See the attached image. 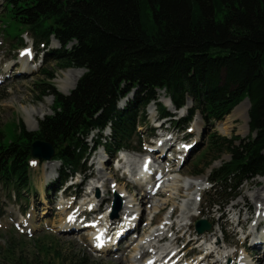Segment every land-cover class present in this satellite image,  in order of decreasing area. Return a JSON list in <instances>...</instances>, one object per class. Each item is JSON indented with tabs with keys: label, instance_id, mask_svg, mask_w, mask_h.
Instances as JSON below:
<instances>
[{
	"label": "trees",
	"instance_id": "obj_1",
	"mask_svg": "<svg viewBox=\"0 0 264 264\" xmlns=\"http://www.w3.org/2000/svg\"><path fill=\"white\" fill-rule=\"evenodd\" d=\"M2 1L5 16L26 29L36 47L51 38L59 44L46 52L45 63L85 72L68 95L52 88L42 94L53 96V109L36 132L21 122L7 138L0 130V189L25 199L31 190V146L37 141L49 144L52 160L60 164L53 191L84 172L93 132L94 144L109 158L121 150L137 151L146 107L153 102L160 118L170 116L156 104L157 91L176 111L191 100L177 127L195 114L220 122L244 99L249 102V135H213L202 156L216 157L206 167L221 154L229 156L208 176L204 197L217 199L212 207L226 206L243 182L264 179V0ZM143 13L149 29L142 25ZM132 91L133 98L120 108ZM1 253L0 248V264H10Z\"/></svg>",
	"mask_w": 264,
	"mask_h": 264
},
{
	"label": "rangeland",
	"instance_id": "obj_2",
	"mask_svg": "<svg viewBox=\"0 0 264 264\" xmlns=\"http://www.w3.org/2000/svg\"><path fill=\"white\" fill-rule=\"evenodd\" d=\"M145 14H142V25L145 29H149L150 24L144 17ZM56 48H59V44L53 38L45 45L38 43L36 47L33 36L26 29L17 25L10 17L5 16L3 1L0 0V76L3 77L8 71L7 65H11L6 74V79L0 82V130L6 138L10 136L19 122L23 124L26 131L36 132L38 122L52 114L53 96L42 95L48 88H52L56 93L65 96L75 88L70 89L67 94L59 91L60 86L55 82V79L66 70H58V64L44 62L46 52ZM23 58H26L28 67H30L28 73L20 71V60H24ZM75 69L71 68L67 71ZM51 77L52 80H50ZM133 96L134 91L121 100L118 106L123 107ZM156 99V104L164 105L170 116L161 122L160 130H155L154 125L156 123L154 124L153 121L159 117L156 105L150 103L146 107L145 124L139 128L140 146L135 145L140 148L137 150L139 152L123 151L111 159L102 147H97L94 144L95 132H93L88 139V146L93 149L85 163V170L83 174L68 180L67 185L63 188V193L55 194L51 189V183L57 178V171L60 169V164L52 163V159L49 161L31 159V190L28 194H24L25 199L17 200L11 192L0 189V248L3 261L10 264L16 263L17 260L27 264H143L142 261L146 259L148 253L145 252L140 258L142 254L139 256V252L142 244L144 245L152 239L147 235L148 232L153 234L157 230L163 231L164 236H160L158 242L161 241L160 239L163 240L165 236L167 237H165L166 241L164 239V242L159 244L154 241L152 245V241H150L148 249L145 247L147 245L143 246L149 252V256H155L156 252L158 255L164 254V250L172 246L174 236L176 238L182 235L178 234L180 228L186 231L189 228L188 234L178 243H174V247H171L176 251L193 239H201L193 227L194 222L200 217L211 224V230L215 231L216 239L214 238L213 242L210 240V243H218V255L222 252L228 253V256L229 254L232 256L234 253L237 255L234 259H232L234 256L225 259L223 264H235L241 258L247 259V257L249 262L255 261L256 256H261L260 259L263 258L262 248L260 251L258 248L251 250V245L255 240L249 231L259 216L264 219V214H257L264 212V179L253 178L243 182L236 190L234 198L226 206L220 204V207H212L211 203L217 199L209 200L204 197V191L209 187L207 178L210 171L229 160L228 154H221L217 157L219 159L206 167L213 158H216L212 153H209L205 159H202L208 148V143L213 135L217 138L226 139H232L235 136L240 139L246 138L249 135V130L247 122H244L245 110L232 118H229L232 115L230 113L226 119L212 123L205 121L200 114H195L188 125L177 127L175 122L184 117L186 110L190 109L192 104L189 102L183 110L176 111L168 106L167 97L163 91H157ZM41 109L45 113L43 116L32 117L30 115L28 117L26 115L27 111L32 110L34 113H38ZM26 121L32 127L36 126V129L34 131L28 130ZM224 131L226 133H223ZM108 135L109 131L103 133V136ZM166 139H172L171 146L165 151L167 155L163 163L157 164V166H164L166 175L163 176L158 171L157 178L153 180L152 185H149V191H151L155 181L162 178L156 184L154 191L156 192L164 181L166 185L164 184L162 194L152 196L153 198L149 203L146 202L147 204H135L130 209L131 204L129 205L128 202L131 200L128 192L125 191V187L127 186L126 188L130 190V198L132 195L137 196V193L142 195L145 192L142 191L143 188L141 187L137 190L131 182H137L136 177L140 178L137 172L142 162L150 160V157L143 156L144 153L156 145L162 144ZM181 148L184 149L181 150ZM169 161H173L172 164ZM130 165L132 166L130 167ZM169 168L174 171L172 174L167 172ZM132 169L137 171L136 175L130 174ZM92 176L95 179H92ZM81 180L84 181L85 186L81 188L80 191L83 194H79V196L84 195V193L88 194V196L82 197L83 199L76 198L78 191L76 184ZM193 183L195 184L193 185ZM197 184L201 185L199 189ZM103 185H106V188H103ZM93 188H97V190L91 193ZM175 188L180 189L178 193ZM197 197L198 201L195 202ZM90 201H92L91 208L100 205V211L92 213L94 215L89 216V218L80 214L79 219L84 224V228L76 234L61 230L65 216L76 213L81 207L84 210ZM71 203L73 206L69 208ZM115 204L119 205V208L114 216ZM194 204L196 209H200L201 214L199 213V216L188 221L187 216L194 212L192 210ZM235 204L236 206H234ZM162 207H164V212L160 213ZM134 212L136 214L132 217ZM174 212V217L170 220L169 216ZM221 215L223 217H220ZM70 217L67 218V221L70 220ZM111 222L114 225L111 227L112 232L108 237V243L115 238V233L123 223L132 222V226L138 225L140 230L136 231L128 241H123L117 248L119 251L117 250L115 253L112 252L107 255L106 250L95 252L91 249L92 240L95 236L94 232ZM151 222L153 226L149 225ZM173 223L175 225L173 230L178 231L174 234L167 230L169 229L168 226ZM166 224L167 226H165ZM255 226L256 224H254L253 229ZM261 226H264V223ZM142 239L143 243L140 242ZM173 241L175 242V239ZM196 241L195 243L192 242L186 250L188 248L191 250L202 244V242L197 241L196 243ZM110 245L112 244L110 243ZM152 246L154 248H151ZM134 247L136 248L132 251ZM208 247L204 246L202 249ZM242 247L246 249V254ZM127 249L128 251L125 253ZM212 251H215L212 259H208L206 263H213L218 260L214 261L217 258L215 256L216 250ZM198 255L199 252L194 257L200 258ZM173 256L174 254H171L165 259L164 264L174 263V260H170ZM174 258L176 259V257ZM82 260L84 263H81ZM168 260L170 261L167 263ZM189 262L191 263L192 259ZM257 264H264V261Z\"/></svg>",
	"mask_w": 264,
	"mask_h": 264
},
{
	"label": "bare ground",
	"instance_id": "obj_3",
	"mask_svg": "<svg viewBox=\"0 0 264 264\" xmlns=\"http://www.w3.org/2000/svg\"><path fill=\"white\" fill-rule=\"evenodd\" d=\"M28 54V53H27ZM24 59V58H23ZM20 63H21V70L20 71H26V73H28V71H30V67H28V62H27V60H26V58L24 59V60H20ZM11 65H7V67H6V69H8V71H9V67H10ZM7 71V70H6ZM8 71L7 72H5V74H4V76L2 77V76H0V82L3 80H5L6 79V74L8 73ZM83 74V70H81V69H75V70H66V72H63V73H61V76H56L57 78L55 79V82L60 86L59 87V91H61L62 93H64V94H67V92L70 90V89H73L74 87H75V84H76V82H77V80L79 79V77L81 76ZM67 84V85H66ZM42 108H44V105H42ZM243 110H245L244 111V122L246 123L247 122V118H246V116H247V114H246V112H247V110H248V102L247 101H243L242 103H240L231 113H232V115L229 117V118H232V117H234L237 113L239 114L240 112H242ZM27 114V116L29 117L30 115L32 116V117H34V116H36V117H40V116H43L45 113H44V110H40L38 113H34V111H32V110H30V111H27L26 112ZM230 115V114H229ZM228 115V116H229ZM228 116H226V118L228 117ZM225 118V119H226ZM228 118V119H229ZM28 119V118H27ZM26 123V125H27V129L28 130H30V131H34L35 129H36V126L35 127H32V125H30L27 121L25 122ZM248 123V122H247ZM223 125H225V124H223ZM223 133H226V131H224ZM171 141H172V139H166L162 144H159V145H156L155 147H153L151 150H149V151H147V156L148 157H150V160H144L143 162H142V164H141V167H140V169L138 170V172L137 171H135V170H131V172H130V174H135L136 175V172L138 173L137 175H139V176H141V178L143 179V181H144V183L143 184H140V183H135L134 181L133 182H131L132 184H133V186L137 189V190H139V187H141V188H143L142 189V191H145V192H143L142 193V195L141 194H138L137 193V196L135 195H132L131 197L132 198H130V190L129 189H127L126 187H125V191H126V193L129 195V199L131 200V202L129 201L128 202V204L130 205L131 204V206H130V209L131 208H133L134 207V205L135 204H138V205H140V204H142V205H144V204H147V203H149L150 202V200H151V198H153L152 196H160V194H162V189L165 187V183H164V181L161 183V186L159 187V189L154 193V191H155V188H156V184L158 183V182H160L161 180H162V178H160V179H158L157 181H155V183H154V186H153V188L151 189V191H149L148 189H146L145 187L149 184V183H152L153 182V180L155 179V178H157V172L158 171H160V173H161V175H163V176H165L166 175V169L164 168V166H157V164H162L163 163V161L166 159V149H168L171 145ZM184 148H181V150H183ZM186 151V150H185ZM178 153V152H177ZM180 153V152H179ZM184 152L182 151V154H183ZM180 155V154H179ZM54 162H56V161H53L52 163H54ZM172 162L173 161H169V163L170 164H172ZM144 165H146L147 166V170L146 171H144L143 170V166ZM132 165H130V167H131ZM172 166V165H171ZM170 166V167H171ZM174 166V165H173ZM51 169V168H50ZM134 171V172H133ZM168 173H173L174 171L172 170V169H168V171H167ZM92 179H95V177H93L92 176ZM136 179H138L137 177H136ZM83 180H81L80 182H78L76 185H77V187H78V191H77V194H76V198H79V199H83L82 197H85V196H88V194L87 193H84V195H82V196H79V194H83V193H81V188L82 187H84L85 185L83 184ZM165 184V185H164ZM195 183H193V185H194ZM192 185V186H193ZM201 185H199V184H197V187H198V189H199V187H200ZM103 188H106V185H103ZM95 190H97V188H93L92 189V191H91V193H93V191H95ZM179 188H175V191L178 193L179 192ZM135 194V193H134ZM141 196V197H140ZM98 197V196H97ZM149 200V201H148ZM147 202V203H146ZM73 203H74V201H73ZM73 203H71V205L69 206V208H71L72 206H73ZM92 203V201H90L89 203H87L86 204V206L87 205H89L88 207H86L85 206V209L83 210L82 209V207L79 209V210H77L76 211V213H74V214H72V215H70V214H67L66 216H65V220L63 221V223H62V226H61V230H63V231H67V232H69V233H78L80 230H82L83 228H84V224L81 222V220L79 219V217H80V214H84L85 215V218H89V216H92V215H94V214H92V213H96V212H98V211H100V205H97L95 208H91V204ZM237 204V203H236ZM236 204L234 205V206H236ZM238 205V204H237ZM91 208V209H90ZM142 208V207H141ZM193 208V209H192ZM192 210L194 211L190 216H187L186 218L188 219V221H191V219L192 218H194V217H197V216H199L200 214H201V211H200V209H196V206H195V204L192 206ZM94 209V210H93ZM164 207H162V209L159 211L160 213H162V212H164ZM257 212V211H256ZM200 213V214H199ZM136 214V212H134V214H132V217H134V215ZM174 214H175V212L174 213H171V215L169 216V219L170 220H172L173 219V217H174ZM258 215H260V214H264V212H258L257 213ZM69 216H71L70 217V220L69 221H67V218L69 217ZM220 217H223L222 215L220 216ZM140 223V222H139ZM239 223H242V222H239ZM264 223V219L262 218V217H260L259 216V218H257V220L256 221H254V223H253V226H254V224H256V226H255V228L253 229V226L251 227V229H250V231H249V233L251 234V236L254 238L253 240H255V242H253V244L251 245V250H255L256 248H258L259 249V251L261 250V248H262V250H263V254H262V259H260V257L259 256H256L254 259H255V261H252V262H249V261H247V259H248V257H247V259L246 258H241V260L239 261V262H237V263H235V264H257V263H259V262H262V261H264V226H261V224H263ZM114 225V223L113 222H111L110 224H108V223H106V225H104V226H101V228L102 229H97V231L96 232H94V238H93V240H92V245H91V249L92 250H94L95 252H97V251H101V252H103V251H105L106 250V252L108 253L107 255H109V253H112V252H116L118 249V247L122 244V242L124 241V242H126V241H128L131 237H133V235L136 233V231H139L140 230V226H138V225H136V226H130L131 224H130V222L129 223H123L121 226H119V230H117V232L115 233L116 234V236H115V238L111 241V242H109L108 243V237H110V233L112 232V230H111V227ZM150 226L152 225L153 226V223L151 222L150 224H149ZM165 226H167V224L165 225ZM174 226V227H173ZM182 227V226H181ZM260 227V228H259ZM169 229H171V231H173V234L175 233V232H178V231H180V232H178V234H182V235H180L179 237L177 236L176 238H175V236H174V238H173V240L175 239V242L172 240V246H170V247H168V249H170L169 251H168V249H165L164 250V254L163 253H161L160 255H158L157 253L158 252H156L155 253V256H149V252L143 247V246H145V245H147V246H145V247H147V249H148V243L150 242V241H152V245H153V242L154 241H156V243L157 244H159V243H162V242H164V241H166V239H165V237H164V241L162 240V239H160L159 241L160 242H158V238L160 237V236H164V232L162 231V232H160L161 230H157L155 233H150V232H148V236L150 237V238H152L151 240H149L146 244H142V247H141V251L139 252V256L141 255V257L140 258H142V256L144 255V253L146 252V253H148L147 254V257H146V259L145 260H143L142 262H143V264H151V261H154V263L153 264H162L163 263V261H165V259H167L168 257H170L171 256V254H174V256L173 257H171L170 258V260H174V263H172V264H184V263H186V264H223V261L225 260V259H229V258H232L233 256V258L232 259H234L237 255L234 253V254H232V256L229 254V256H228V253H226V252H222L221 254H219L218 255V252H217V248H218V246H217V244L218 243H216V242H214L213 244H211L210 243V240H211V242H213V240H214V238H215V231L214 230H211L207 235L206 234H203V235H200L201 236V239L199 240V239H193V240H191L190 242H188V244L183 248V249H180V248H178V250L176 249V251H175V249L174 248H171V247H174L175 246V244L176 243H178L181 239H183V237H185V235L186 234H188V231H190V229L188 228V230L186 231V230H184L183 228H180L178 231H174L173 229H175V225H174V223L173 224H171V225H169ZM99 231H102L103 232V234H104V237L101 239V241H103L104 243L101 245V248H98V246H97V240L95 239V237H96V235L98 234V232ZM147 231V230H146ZM248 232H247V234H249ZM178 234H176V235H178ZM247 234H246V236H247ZM142 235V234H141ZM162 236V237H163ZM173 236V235H172ZM246 236H245V240H246ZM167 238V237H166ZM208 238V239H207ZM216 239V238H215ZM200 241V242H202V244H200V245H198L197 247H195V248H193V249H191L190 250V248H188L187 250H186V247H188L192 242H194L195 243V241ZM197 241H196V243H197ZM130 242V241H129ZM140 242H142L143 243V239L140 241ZM110 243L112 244V245H110ZM175 243V244H174ZM204 246H209L207 249H202ZM110 247H112V248H110ZM127 248V247H126ZM125 248V249H126ZM135 248L136 247H134L133 249H132V251H134L135 250ZM151 248H154V246H152ZM110 249H112V250H110ZM124 249V250H125ZM137 249H138V247H137ZM123 250V251H124ZM149 250H150V248H149ZM212 250H216V255L215 256H217V258H215L214 259V261L215 260H217V261H215V262H213V263H206V261L208 260V259H212V256H213V254H214V252L215 251H212ZM242 250H243V252L246 254L247 253V251H246V249H244V247H242ZM119 251V250H118ZM128 251V249L125 251V253ZM175 251V252H174ZM143 252V253H142ZM197 252H199V255L198 256H200V258H195L194 256L196 255V253ZM151 253V252H150ZM181 253H183L181 256H178L179 254H181ZM259 253V252H258ZM162 255V256H161ZM157 256V257H156ZM178 256V257H177ZM174 257H176V259L174 258ZM159 258H161V259H159ZM259 258V259H258ZM191 259H192V262L190 263L189 261H191ZM246 259V260H245ZM141 260V259H140ZM170 260H168L167 261V263L170 261ZM258 260H260V261H258Z\"/></svg>",
	"mask_w": 264,
	"mask_h": 264
},
{
	"label": "water",
	"instance_id": "obj_4",
	"mask_svg": "<svg viewBox=\"0 0 264 264\" xmlns=\"http://www.w3.org/2000/svg\"><path fill=\"white\" fill-rule=\"evenodd\" d=\"M244 101H247L246 99ZM248 102V101H247ZM249 108V103H248ZM31 156L32 158L41 160V161H49L53 157V150L49 144L44 142H34L32 144ZM119 205L114 206V215L118 211ZM211 229V224L207 223L204 220H200L195 225V230L198 235H202L206 232H209Z\"/></svg>",
	"mask_w": 264,
	"mask_h": 264
},
{
	"label": "snow or ice",
	"instance_id": "obj_5",
	"mask_svg": "<svg viewBox=\"0 0 264 264\" xmlns=\"http://www.w3.org/2000/svg\"><path fill=\"white\" fill-rule=\"evenodd\" d=\"M97 239H99V237H97Z\"/></svg>",
	"mask_w": 264,
	"mask_h": 264
}]
</instances>
